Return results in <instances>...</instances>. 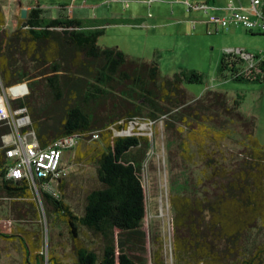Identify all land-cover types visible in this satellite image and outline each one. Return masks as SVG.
Listing matches in <instances>:
<instances>
[{
	"label": "trees",
	"instance_id": "16d2710c",
	"mask_svg": "<svg viewBox=\"0 0 264 264\" xmlns=\"http://www.w3.org/2000/svg\"><path fill=\"white\" fill-rule=\"evenodd\" d=\"M63 12L60 9L57 17L49 18L37 6L25 20L19 16V27L9 32L0 6V83L4 88L27 83L28 95L11 100L10 106L26 108L31 121L27 129L41 148L68 136L97 144L78 158L89 157L96 163L100 184L86 195L80 216L61 195L56 199L39 190L42 206L58 213L76 241L75 264H166L163 240L154 237L152 246L157 248L151 251L143 229L141 172L151 140L122 135L137 120L152 126L163 121L167 132L184 134L181 157L190 162L196 155L203 165L195 185L187 184L169 197L174 263L264 264V243L251 241L252 232L264 226V146L255 137L254 117L239 113L240 102L231 104L222 92L207 89L200 97H191L183 84L203 80L193 70L163 78L156 63L129 58L117 48L99 47L103 26H86ZM23 22L28 25L25 29ZM242 63L223 54L220 72L234 82L264 83L263 61L247 73L239 72ZM43 93L50 99L40 106ZM231 125L247 140V155L224 165L206 147L228 138ZM9 133V126L0 122V200L9 202L18 219H26L32 212L26 206L35 207L36 193L29 181L6 176L2 137ZM94 134L97 140H92ZM191 146L196 147L195 155L190 154ZM79 228L101 236L100 256L79 240ZM19 230L16 237L22 241L25 264L49 260L64 264L56 256L46 258L34 233ZM1 238L13 235L0 233Z\"/></svg>",
	"mask_w": 264,
	"mask_h": 264
},
{
	"label": "rangeland",
	"instance_id": "374dc122",
	"mask_svg": "<svg viewBox=\"0 0 264 264\" xmlns=\"http://www.w3.org/2000/svg\"><path fill=\"white\" fill-rule=\"evenodd\" d=\"M239 1L247 6L248 0H214L209 3L217 8H229L237 7ZM38 3L41 7L47 6L50 9L65 6L63 15L81 19L86 26H103V35L97 41L99 47L117 48L129 58L156 63L163 78L189 70L201 74L202 83L183 84L187 93L198 98L209 89L225 93L231 104L239 101V113L245 117H254L255 137L264 146V85L234 82L224 78L220 72V60L225 50L241 49L252 54L264 53V36H250L242 28L207 34L202 24L207 16L200 12H187L183 0H39ZM0 6L6 18L7 30L15 31L20 24L19 8L27 4L9 6L8 0H0ZM52 12L56 14L57 10ZM48 13L45 12L49 17ZM190 21L201 24H197L192 30ZM4 92L10 98L7 88ZM237 96L240 97L239 100L236 99ZM40 98V106L49 103L50 98L46 93ZM136 123L129 128V135H144L151 140V148L141 172L145 192L143 229L147 232L151 251L157 248L152 246L153 238L160 236L166 264H175L169 197L173 191L182 190L192 183L195 185L201 176L203 165L195 155L194 146L190 147V154L195 155L193 161L188 162L181 157L184 134L181 137L167 132L163 121L154 126L143 120H137ZM230 128L229 137L220 145L208 144L206 147L224 165H231L247 155L244 147L247 140L235 126L231 125ZM126 134L127 130L122 133ZM96 145L95 141L81 140L75 148L65 152L63 172L58 183L54 184L62 200L78 216L83 212L86 195L100 187L96 163L89 157L82 160L78 158ZM34 205V208L26 206L32 211L28 218L18 219L16 210L10 208L9 202L0 200V233L13 235L12 239H0V264H25L24 247L16 237L21 231L19 229L35 234L33 237L37 239L39 249H42L47 259L53 255L64 264H75L73 245L76 241L71 238L67 226L61 223L58 213L47 212L41 202L36 201ZM77 234L86 247L101 255L104 246L101 236L94 235L85 228H79ZM251 241L264 243V226L252 232ZM48 263L50 264V260Z\"/></svg>",
	"mask_w": 264,
	"mask_h": 264
},
{
	"label": "built area",
	"instance_id": "2783aa9c",
	"mask_svg": "<svg viewBox=\"0 0 264 264\" xmlns=\"http://www.w3.org/2000/svg\"><path fill=\"white\" fill-rule=\"evenodd\" d=\"M8 1L9 6L11 4L21 5L22 3V0ZM38 1L29 0L27 6H20L19 12L24 8L28 12L38 6L45 13L48 7H41ZM210 1L214 2V0H183L187 12H200L207 16L206 21L202 23L206 24L208 34L219 30H228L234 26L241 27L250 33L264 35V0H250L251 12L245 11L241 5L217 8L210 6ZM64 7L58 6L56 8L57 10H64ZM215 11L224 13L217 15L214 14ZM197 22L192 21L193 29ZM223 54L233 55L235 58L242 60L243 63L238 70L243 73L254 69L259 62L263 61L261 56L249 54L241 49L226 50ZM0 88L2 92L0 96V122H5L10 128V133L2 137V147L6 149L5 155L8 161L6 167L7 178L16 181L23 179L29 181L39 203L41 202L39 190L58 199L60 194L56 191L54 184L58 183L63 172L62 160L64 154L75 148L80 138L78 136L62 137L52 141L46 148H41L34 132L27 129L31 125V121L26 108L12 110L10 106L11 100L22 99L28 95L27 83L23 82L7 88L10 98L4 92L5 88L2 85H0ZM23 129L26 130L23 131ZM97 139L98 135H92V140Z\"/></svg>",
	"mask_w": 264,
	"mask_h": 264
},
{
	"label": "crops",
	"instance_id": "0c3cea01",
	"mask_svg": "<svg viewBox=\"0 0 264 264\" xmlns=\"http://www.w3.org/2000/svg\"><path fill=\"white\" fill-rule=\"evenodd\" d=\"M22 3H24V4H29V0H28V2H24L23 0H22ZM209 5L210 6H212L210 3H209ZM239 5H241L244 9H245V11H247V12H251V3H250V0H248V2H247V6L242 2V1H239V4L237 5V6H239ZM214 7H216V6H214ZM54 10H57V9H50V8H48L46 11L47 12H49L48 14H50L49 15V18H52V17H57L58 15H59V10H57V12H56V14H54V12H52V11H54ZM264 12V11H263ZM58 13V14H57ZM224 12H220V11H215L214 12V14H217V15H219V14H223ZM45 14V13H44ZM45 16L46 17H48V15L47 14H45ZM189 24H190V26H191V29L192 30H194L195 28H196V25L197 24H201V22L199 23V22H197V24H195V28L193 29L192 28V26H193V24H192V21H190L189 22ZM204 26H205V29H206V33H207V27H206V24L205 23H202ZM237 28H241V27H234V26H232V27H230V30H235V29H237ZM242 30L246 33V34H249L250 36H254V35H261V36H264V35H262V34H258V33H250V32H247V31H245L243 28H242ZM208 34V33H207ZM248 36V35H247ZM228 50H231V49H228ZM226 51V50H225ZM245 51V50H244ZM247 53H249L248 51H247ZM249 54H252V53H249ZM252 55H258V56H261V58H262V60H263V62H264V53H260V54H252ZM263 85H264V83H263Z\"/></svg>",
	"mask_w": 264,
	"mask_h": 264
},
{
	"label": "water",
	"instance_id": "95a60500",
	"mask_svg": "<svg viewBox=\"0 0 264 264\" xmlns=\"http://www.w3.org/2000/svg\"><path fill=\"white\" fill-rule=\"evenodd\" d=\"M26 17H27V9H21V11H20V18L22 19V20H25L26 19ZM28 27V25H27V23L26 22H23L22 23V28H27ZM126 135H129V133H128V130H127V134Z\"/></svg>",
	"mask_w": 264,
	"mask_h": 264
},
{
	"label": "clouds",
	"instance_id": "9594fccd",
	"mask_svg": "<svg viewBox=\"0 0 264 264\" xmlns=\"http://www.w3.org/2000/svg\"><path fill=\"white\" fill-rule=\"evenodd\" d=\"M129 131V130H128Z\"/></svg>",
	"mask_w": 264,
	"mask_h": 264
}]
</instances>
